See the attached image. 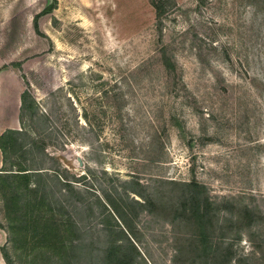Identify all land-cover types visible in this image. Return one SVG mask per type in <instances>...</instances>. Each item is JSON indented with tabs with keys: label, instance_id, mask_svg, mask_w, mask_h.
I'll use <instances>...</instances> for the list:
<instances>
[{
	"label": "rangeland",
	"instance_id": "374dc122",
	"mask_svg": "<svg viewBox=\"0 0 264 264\" xmlns=\"http://www.w3.org/2000/svg\"><path fill=\"white\" fill-rule=\"evenodd\" d=\"M164 2L159 21L153 0H0V135L40 132L48 190L69 174L81 195L63 212L90 242L104 219L126 231L104 194L139 182L158 198L126 197L138 264H206L202 230L218 264H264V0ZM192 181L212 204L204 229L180 199Z\"/></svg>",
	"mask_w": 264,
	"mask_h": 264
},
{
	"label": "trees",
	"instance_id": "16d2710c",
	"mask_svg": "<svg viewBox=\"0 0 264 264\" xmlns=\"http://www.w3.org/2000/svg\"><path fill=\"white\" fill-rule=\"evenodd\" d=\"M157 19L161 21L166 6L164 0H153ZM56 2L45 8L35 17V27L38 19L51 13ZM36 103L27 92L21 96L22 122L24 118H33ZM47 145L42 140L40 132L7 129L0 135V152L2 168L0 169V230L7 235L6 246H0V253L7 264H138L141 253L134 242L138 239L132 228L134 219L125 203L129 193L135 194L143 201H133L146 211L148 207H156V195L148 194V188L135 182L136 188H126L125 195L110 199L104 196L115 211L114 216L125 230L120 229L117 236L115 230L109 231L111 221H102V231L99 240H86L82 229L72 216H65L63 210L69 207V201L74 194H80L74 188V182L68 176L54 172L53 181L60 187L58 191L48 190L49 179L44 172L43 163L47 158ZM85 179V178H84ZM80 179H77V181ZM80 182V181H78ZM134 184V182H129ZM187 195L181 196L184 209L190 207V215L199 228H206L205 221L211 222V202L205 195V189L198 182L188 185ZM139 188V190H137ZM102 208L104 203L100 202ZM106 209V208H104ZM65 216V217H64ZM113 218V219H115ZM2 220V221H1ZM200 235L203 255L206 264H218L215 242L208 232ZM101 235L105 238L103 240ZM96 243H101L99 251L94 254ZM94 245V246H93ZM94 254V255H93Z\"/></svg>",
	"mask_w": 264,
	"mask_h": 264
},
{
	"label": "water",
	"instance_id": "95a60500",
	"mask_svg": "<svg viewBox=\"0 0 264 264\" xmlns=\"http://www.w3.org/2000/svg\"><path fill=\"white\" fill-rule=\"evenodd\" d=\"M54 0H51V2H53Z\"/></svg>",
	"mask_w": 264,
	"mask_h": 264
},
{
	"label": "crops",
	"instance_id": "0c3cea01",
	"mask_svg": "<svg viewBox=\"0 0 264 264\" xmlns=\"http://www.w3.org/2000/svg\"><path fill=\"white\" fill-rule=\"evenodd\" d=\"M2 134V133H1Z\"/></svg>",
	"mask_w": 264,
	"mask_h": 264
}]
</instances>
